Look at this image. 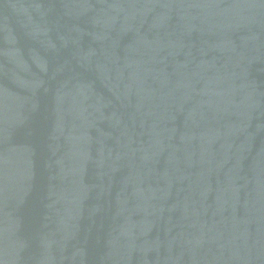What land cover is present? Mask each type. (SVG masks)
<instances>
[{
  "label": "water",
  "instance_id": "95a60500",
  "mask_svg": "<svg viewBox=\"0 0 264 264\" xmlns=\"http://www.w3.org/2000/svg\"><path fill=\"white\" fill-rule=\"evenodd\" d=\"M0 264H264V0H0Z\"/></svg>",
  "mask_w": 264,
  "mask_h": 264
}]
</instances>
